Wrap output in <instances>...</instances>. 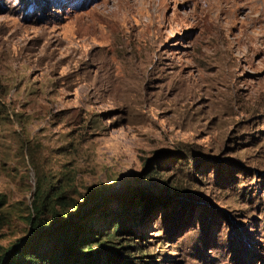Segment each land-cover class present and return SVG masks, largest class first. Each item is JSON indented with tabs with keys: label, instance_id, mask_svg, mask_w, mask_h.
Returning a JSON list of instances; mask_svg holds the SVG:
<instances>
[{
	"label": "rangeland",
	"instance_id": "1",
	"mask_svg": "<svg viewBox=\"0 0 264 264\" xmlns=\"http://www.w3.org/2000/svg\"><path fill=\"white\" fill-rule=\"evenodd\" d=\"M263 19L264 0H0V247L40 178L91 230L115 196L165 201L133 239L150 264H264Z\"/></svg>",
	"mask_w": 264,
	"mask_h": 264
},
{
	"label": "trees",
	"instance_id": "2",
	"mask_svg": "<svg viewBox=\"0 0 264 264\" xmlns=\"http://www.w3.org/2000/svg\"><path fill=\"white\" fill-rule=\"evenodd\" d=\"M66 186L63 180L38 178L26 218L27 233L7 248L0 247V264H150L152 256L133 239H140L138 231L166 210L165 201L144 189L115 196L117 207L107 211L104 221H97L104 224L102 229L91 230L78 224L89 212L81 210L85 204L67 200ZM3 205L0 199V210Z\"/></svg>",
	"mask_w": 264,
	"mask_h": 264
},
{
	"label": "bare ground",
	"instance_id": "3",
	"mask_svg": "<svg viewBox=\"0 0 264 264\" xmlns=\"http://www.w3.org/2000/svg\"><path fill=\"white\" fill-rule=\"evenodd\" d=\"M260 17H261V15H260ZM263 21H264V19H263Z\"/></svg>",
	"mask_w": 264,
	"mask_h": 264
}]
</instances>
